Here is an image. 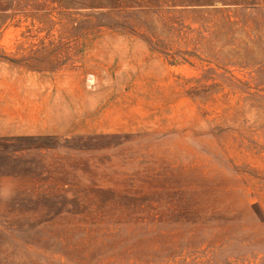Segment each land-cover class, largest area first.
<instances>
[{
    "label": "rangeland",
    "instance_id": "rangeland-1",
    "mask_svg": "<svg viewBox=\"0 0 264 264\" xmlns=\"http://www.w3.org/2000/svg\"><path fill=\"white\" fill-rule=\"evenodd\" d=\"M47 45L104 104L0 138V264H264V0H0Z\"/></svg>",
    "mask_w": 264,
    "mask_h": 264
},
{
    "label": "crops",
    "instance_id": "crops-1",
    "mask_svg": "<svg viewBox=\"0 0 264 264\" xmlns=\"http://www.w3.org/2000/svg\"><path fill=\"white\" fill-rule=\"evenodd\" d=\"M50 47L0 50V138L65 134L73 120H87L89 106L104 104L103 93L88 101L86 90L73 88L69 75L63 74L71 66L57 65V52Z\"/></svg>",
    "mask_w": 264,
    "mask_h": 264
}]
</instances>
